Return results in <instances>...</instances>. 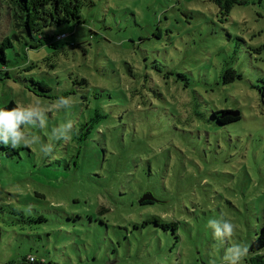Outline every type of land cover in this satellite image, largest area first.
I'll return each mask as SVG.
<instances>
[{
  "label": "rangeland",
  "instance_id": "obj_1",
  "mask_svg": "<svg viewBox=\"0 0 264 264\" xmlns=\"http://www.w3.org/2000/svg\"><path fill=\"white\" fill-rule=\"evenodd\" d=\"M87 1L79 25L53 29L68 39L0 81V107L44 109L25 131L55 150L0 149V264H222L264 225V0L228 16L211 0ZM11 28L0 0V42ZM228 68L241 78L224 84ZM60 96L73 106L58 109ZM223 109L242 118L209 122ZM68 120L72 138L58 141ZM149 163L159 201L143 206ZM221 217L236 225L223 245L208 227Z\"/></svg>",
  "mask_w": 264,
  "mask_h": 264
},
{
  "label": "trees",
  "instance_id": "obj_2",
  "mask_svg": "<svg viewBox=\"0 0 264 264\" xmlns=\"http://www.w3.org/2000/svg\"><path fill=\"white\" fill-rule=\"evenodd\" d=\"M7 9L9 10V16L11 19V33L5 35L0 42V81L4 79H10L11 71L8 69V64L11 63V69H14L18 63L23 62V67L27 68L29 60L21 61L27 57L30 51H36L41 47H51L55 43L63 42L68 39V33H56L53 29L61 27L64 24H80L81 23V9L87 4H91L87 0H3ZM184 0H176L177 4L182 3ZM215 7L218 9L219 14L228 16L230 11L235 6H245L246 0H211ZM73 8V12L71 9ZM60 34H65L66 38L58 40L57 37ZM73 34V33H72ZM12 60H14L12 62ZM154 67V66H152ZM30 69V68H29ZM241 76L237 74L233 69H226L223 74V83H231L235 79H240ZM31 85L37 88H27L33 94L38 97L49 98L47 92H51L44 83L37 82L30 79ZM73 84L76 86L86 87L88 81L79 77L73 80ZM1 96V95H0ZM8 96V95H7ZM8 98V97H7ZM7 101V99H6ZM0 110H10L18 105L11 99L5 102ZM239 111V110H217L213 111L209 122L226 127L228 124L238 122L242 116L239 111V116L233 117L225 115L227 112ZM211 120V121H210ZM0 149L6 152L8 156H12L14 153H10L4 145H0ZM1 152V154L3 153ZM2 156H4L2 154ZM144 181L146 184V193H144L138 200L139 205H153L159 200L154 195V166L149 163L148 168L144 170ZM148 179V180H147ZM144 195H151L155 201H142ZM40 221H45L40 218ZM156 225L166 229H175V224L164 225L159 222L158 219L152 218V221ZM149 222V223H151ZM245 261L248 264H264V225L256 231L254 238L249 244V253ZM29 262V261H28ZM42 264L45 262L42 261ZM30 264H38L36 260Z\"/></svg>",
  "mask_w": 264,
  "mask_h": 264
},
{
  "label": "clouds",
  "instance_id": "obj_3",
  "mask_svg": "<svg viewBox=\"0 0 264 264\" xmlns=\"http://www.w3.org/2000/svg\"><path fill=\"white\" fill-rule=\"evenodd\" d=\"M73 106L72 97L60 96L56 99V107ZM45 121L44 109L33 106L32 103L13 107L10 110H0V145L11 146L13 149L24 146H38L43 157L52 156L55 150L51 145H41L35 136H30L25 129L34 120ZM74 130V121L68 120L58 126V141L67 143L71 140ZM208 227L212 230V235L219 245H223L226 240L234 237L236 225L223 217L210 219ZM249 253V246L245 243L236 242L228 247L222 257V264H243Z\"/></svg>",
  "mask_w": 264,
  "mask_h": 264
},
{
  "label": "water",
  "instance_id": "obj_4",
  "mask_svg": "<svg viewBox=\"0 0 264 264\" xmlns=\"http://www.w3.org/2000/svg\"><path fill=\"white\" fill-rule=\"evenodd\" d=\"M225 115L233 116V117H237V116H239V111L227 112ZM146 200H148V201H152V202L155 201V199H154L151 195H144V196L142 197V199L140 200V202H142V201H146Z\"/></svg>",
  "mask_w": 264,
  "mask_h": 264
},
{
  "label": "built area",
  "instance_id": "obj_5",
  "mask_svg": "<svg viewBox=\"0 0 264 264\" xmlns=\"http://www.w3.org/2000/svg\"><path fill=\"white\" fill-rule=\"evenodd\" d=\"M64 38H66V35H65V34H60V35L57 37L58 40H61V39H64ZM28 261H29L30 263H32V262L35 261V259H34L33 257L30 256V257L28 258Z\"/></svg>",
  "mask_w": 264,
  "mask_h": 264
}]
</instances>
